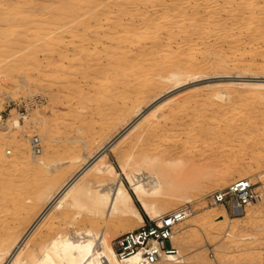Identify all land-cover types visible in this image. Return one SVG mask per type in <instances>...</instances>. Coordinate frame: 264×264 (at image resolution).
I'll return each mask as SVG.
<instances>
[{
    "label": "rangeland",
    "instance_id": "rangeland-1",
    "mask_svg": "<svg viewBox=\"0 0 264 264\" xmlns=\"http://www.w3.org/2000/svg\"><path fill=\"white\" fill-rule=\"evenodd\" d=\"M30 1L0 0V109L5 119L19 117L23 126L20 129L0 128V152L12 164L0 167V187L13 199L7 206H0V211L8 214L9 218L6 219L12 222L14 220V224L23 231L30 228L47 204L45 200L37 199L38 192L44 184L57 178L56 191L82 167L89 165L93 161L90 156L96 155L95 153L120 131L141 123L145 115L155 110H158L157 117L175 119L180 124L179 128L169 126L170 133L164 136L162 135L164 131L152 134L153 136L147 135L141 127L132 131L114 152L108 153V159L116 166L118 172H122L120 164L128 160L131 152H135L136 165V159H139L138 163L142 162L139 154L145 151L157 153L170 146L179 148L181 151L179 155L185 154L186 160L190 158V151L201 148L221 150V147L226 145L223 142L219 145L221 143L219 135L207 130L215 126L209 125L207 128V124L213 121L217 123L219 120L211 119V107L196 108L197 104L194 102L200 101L203 96L211 97L217 93L212 88L206 89L208 86L235 82L248 83L253 87L255 83L264 82V71H261L264 68L262 60L264 48H261L256 53L257 60L253 68L238 67L239 69L229 73L210 74L178 87L171 83L162 93L163 96L160 94L142 101L140 116L133 118V106L137 102L135 86L138 81L130 69L124 68L125 72L122 73L120 66L116 68L117 62L118 64L121 62L120 59L115 63L110 62L115 53L108 48L110 42L115 41L106 37L104 39V41L107 39L106 43L94 40L104 35L112 21L96 22L89 30L90 39L82 40L77 37L76 30L69 31L72 29L69 28L72 18L66 17L53 22L51 14L60 7L58 0H34L33 3ZM12 6L18 9L12 10ZM27 7L33 9L34 13L36 11L37 15L29 16ZM51 31L53 44L48 41L50 38L47 36ZM16 33H20L21 36ZM15 35L20 39H14ZM60 35L64 36L59 41ZM44 42H47L45 43L48 45L47 49ZM82 43H86L85 48L79 46ZM227 50L230 53L229 48ZM144 59L141 63H146L147 60ZM245 60L244 64L248 65L249 60L247 58ZM136 68L138 67L134 66L131 69ZM238 72L240 73L237 74ZM121 73L124 75L121 76ZM157 79L155 76L153 82ZM245 91L246 94L254 93L252 88ZM248 98L252 100L249 99L248 103L258 101L256 94ZM220 101L215 97L209 100L211 104ZM163 102L166 103L165 107L159 110V105ZM255 104L257 111L252 118L246 119V122L256 128L260 125V128L251 131L248 128L242 133L238 132L234 147L230 150L227 147L223 148L228 150L227 156H222L220 152V155L217 153L211 158L208 156L194 158L199 162L193 168L191 166L188 168V175L192 177L187 179L188 182L195 183L192 185L195 186L191 191L194 194L192 200L187 201L185 197H181L167 202L168 205L180 207L191 205L193 208V215L180 226L185 233H177L175 236L179 243V247H176L178 255L184 260L181 264H264V104L257 102ZM238 112L231 109L222 120L228 121L230 128H233L247 115L246 112L239 114ZM195 116L199 122H205V126L199 127L201 129L199 136L190 137L192 129L195 128L194 122L197 121ZM31 118L40 119L42 122L31 123ZM214 128L216 129V126ZM245 137L255 138L251 145L241 149L239 146L245 142ZM32 142H40L39 147H42L39 149L40 153H43L47 160L61 159L66 163L60 164L52 171L31 163L34 152ZM260 148L261 155L257 152ZM78 156L82 157L83 163L70 162L72 158ZM86 161L87 164H84ZM224 172L231 176L227 183H219V177ZM242 173L249 176L262 196L261 201L246 207L245 213L251 215L244 214L241 216L242 220L226 224L206 220L208 214L221 210L231 219L238 217L231 215L222 206L208 203L206 196L215 190L226 189L239 179L236 176ZM124 181L129 186L127 180ZM134 199L138 204L137 199L135 197ZM138 206L140 207V204ZM140 210L144 219L149 217L141 207ZM55 211L56 209H50L48 216L44 217L41 229L36 232L37 236L35 234L30 240L31 244L49 243L58 233L83 224L82 220L89 214L88 209L80 207L62 209L61 213ZM110 224L106 226L100 224L99 228L105 227L108 230L110 242L115 247L117 237L132 227L144 225V222L136 217L113 218ZM230 224L232 226L229 227ZM160 264L170 262L162 260Z\"/></svg>",
    "mask_w": 264,
    "mask_h": 264
},
{
    "label": "bare ground",
    "instance_id": "bare-ground-1",
    "mask_svg": "<svg viewBox=\"0 0 264 264\" xmlns=\"http://www.w3.org/2000/svg\"><path fill=\"white\" fill-rule=\"evenodd\" d=\"M33 1L31 0L30 2L33 3ZM58 1L60 7L56 9L57 12L55 10L51 14L53 22L66 17L72 18L69 23V28L72 29H69V31L76 30L77 37L82 38V40L90 39L88 37L89 30L96 22L112 21L104 35L102 37L98 36L94 40L104 43L107 42V39L115 41V43L110 42L111 45L109 44L110 48H108L115 53L113 57L111 53L110 62L115 63L117 59H120L119 61L121 62L119 64L117 62L116 68L120 66L122 73L125 72H123L124 68L125 70L128 68L132 71L131 74L136 77L138 81L135 86L137 102L133 106V118L138 117L142 101L162 95L166 91V87L171 83L173 86L178 87L186 82L210 74L229 73V71L236 70L238 67L244 69L249 66L251 68L257 60L256 53L261 48H264V0ZM17 2L19 3V1ZM15 9H18V7H13L12 10ZM27 9V13H30L29 16L34 17L37 15L33 9L29 7ZM20 33L16 34L20 37ZM52 33L51 31L47 34L48 38H50L48 41L53 39ZM60 36H58L59 41L64 35ZM19 37L16 36L14 39H20ZM105 37L107 38L106 41H104ZM45 43L47 42L43 43L47 49L48 45ZM51 43L53 44L52 41ZM28 44L31 45L32 43ZM82 44L79 46L85 48L86 45L84 46V44L86 43ZM136 45L138 47H135ZM107 47H105V50ZM228 48L231 54L228 53ZM95 49L97 48L95 47ZM34 51L36 52L35 48ZM144 58L147 60L146 63ZM245 58L250 62L248 65L244 64ZM143 59L145 64L141 63ZM262 60L264 63V57ZM134 66L138 68L132 70L131 68ZM261 71L263 72L264 68ZM122 73L120 74L121 76L124 75ZM155 76L158 79L153 82ZM208 87L206 89L212 88L217 93L211 97L203 96L200 101L198 100L194 103L197 104L196 108L211 107V119L219 120V122L213 121V123L207 124V128L209 125L216 126V129L214 126L207 130L212 131V134L219 135L221 141L219 145H222L223 142L226 145L225 147L230 150L231 147H234L235 137L238 132L242 133L248 128H250V131L260 128L258 124L257 128L253 124H247L246 119L252 118V115L257 111L256 102L264 104V82L255 83L253 87L248 83L235 82ZM248 88H252L254 93L246 94L245 90ZM254 94H256L258 101L248 103V100H251L248 96L251 97ZM214 97L215 99H220V103L211 104L209 100ZM165 104L164 102L160 104L159 110L163 109ZM231 109L247 113L245 117H242L241 123L233 128H230L228 121L224 122L222 120ZM1 111L2 109H0V128L20 129L23 127L19 117L5 119ZM157 111L155 110L147 114V116L145 115L141 123L139 122L132 127L130 126V128H124L120 131L119 135L117 134L102 146L95 153L96 155L90 156L93 161L89 165L82 167L56 191L57 178L56 180H50L46 185L44 184L43 188L38 192L37 199L38 201L45 200L47 204L26 231L19 229L14 224V220L12 222V220L6 219L8 214L0 211V264H122L114 245L110 242L108 230L105 227L100 229V224H104V226L111 225L110 222L113 218L131 217L139 218L145 223L140 207L149 217L157 218L172 210L181 208L176 205H168V201L181 197H185L187 201L192 200L194 194L191 191L195 187L192 185L195 183L187 181L189 177H192L188 175V168L190 166L193 168L197 165L199 161L194 160L196 157L208 156L211 158L217 153L220 155V152L222 156H227L228 150L223 149L225 148L224 146H220L221 150H218V148H211V150L201 148L192 151L193 153L190 151V158L186 160L185 154L179 155V152H181L179 148H171L169 145L170 148L160 150L157 153L145 151L139 154L142 162L138 163L139 159H136V165L134 164L135 152H131L130 156L128 155V160L122 161L120 164L121 173L108 159L109 151L110 153L114 152L118 145L122 141L124 142L125 138L127 139V136L138 127L144 129L143 132L147 135L158 134V132L160 134L164 131L165 133H162L164 136L171 130L169 126L177 127L180 125L173 118L157 117ZM24 117L28 118L27 116ZM155 117H157L156 120H154ZM30 121L34 124L42 122L37 118H31ZM202 126H205V122L195 121V128L192 129L193 133L190 134V137L199 136L201 131L199 127ZM254 138H246L245 142L239 147L241 149L247 148L248 145L253 143ZM35 144L36 142H32L34 152L31 163H36L48 171H52L60 164L66 163L61 159L47 160ZM257 152L261 155L262 148ZM82 160V157L78 156L72 158L70 162L77 163L82 162ZM84 164H87V161ZM3 165L11 166L12 164L0 152V167ZM230 176L231 174L229 173H222L218 180L219 183H227ZM236 177L249 178L248 175L243 173ZM124 179L127 180L129 186L126 185ZM0 189L2 195L0 197V206L5 207L13 199L8 197L6 191H2V187ZM134 197L139 202L140 207ZM259 200H262V196ZM22 207L24 206L22 205ZM30 207L32 206L30 205ZM73 207L88 209L89 214L86 219L82 220L83 224L75 225L72 230L58 233L47 244L34 245L30 243L38 229H41L42 221L50 209H56L55 212L61 213L60 210ZM245 212L238 214L235 219H231L225 211L221 210L208 214L206 220L221 224L238 222L243 219L242 215H251ZM191 215H193V208L187 218L178 225L176 234L185 233L180 226ZM141 226L143 225L135 226L128 230ZM230 226L232 225L230 224ZM173 242L176 247H179L175 237ZM164 260L169 261L170 264H181L184 262L180 255H172ZM131 261L136 262L137 257H133Z\"/></svg>",
    "mask_w": 264,
    "mask_h": 264
},
{
    "label": "built area",
    "instance_id": "built-area-1",
    "mask_svg": "<svg viewBox=\"0 0 264 264\" xmlns=\"http://www.w3.org/2000/svg\"><path fill=\"white\" fill-rule=\"evenodd\" d=\"M35 145L38 150L42 148L39 147L40 142ZM260 198L261 194L249 178H239L226 189L215 190L206 196L208 203L222 206L234 216L243 214L247 206ZM191 209V205H185L157 218L147 217L143 226L117 237L115 249L121 263L156 264L166 257L178 255L173 239L178 225L187 218ZM133 257H137L136 262L131 261Z\"/></svg>",
    "mask_w": 264,
    "mask_h": 264
}]
</instances>
